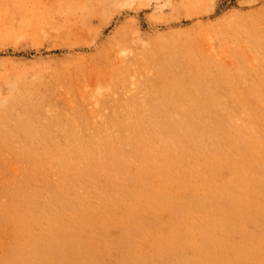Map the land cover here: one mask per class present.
Listing matches in <instances>:
<instances>
[{"label":"bare ground","instance_id":"obj_1","mask_svg":"<svg viewBox=\"0 0 264 264\" xmlns=\"http://www.w3.org/2000/svg\"><path fill=\"white\" fill-rule=\"evenodd\" d=\"M16 1L8 4L19 7L20 28L9 31L42 29L44 9ZM68 2L73 5L61 4L67 18L78 15L80 27L104 6H114L113 0ZM238 91L146 94L141 101L144 95L131 94L124 102L99 101L111 113L100 109L91 120L77 117L63 125L62 144L51 138L41 146L49 162L43 174H0V235L10 237L0 264H264V94L248 87ZM0 121V147L11 146L10 121L1 113ZM33 176L45 181L46 192ZM65 176L85 198L61 194ZM201 177L210 184H197ZM123 179L122 187L110 183ZM181 180L184 190L164 188L173 191ZM22 193V202L33 209L26 216ZM38 204L45 205L41 212ZM2 207L11 211L5 221ZM164 212L161 222L149 219Z\"/></svg>","mask_w":264,"mask_h":264},{"label":"rangeland","instance_id":"obj_2","mask_svg":"<svg viewBox=\"0 0 264 264\" xmlns=\"http://www.w3.org/2000/svg\"><path fill=\"white\" fill-rule=\"evenodd\" d=\"M42 1L25 0L24 5L29 4L31 10L44 9L45 13L43 28L33 25L25 33L9 31L19 27V7L8 4L12 0L0 1V30L8 31L7 36L0 34V113L10 121V134H14L7 139L11 146L0 147L2 176L43 174L49 162L41 146H49L52 139L62 144L64 133L59 129L74 124L77 117L91 120L100 109L112 112L110 106L101 108L99 101L124 102L131 94L144 95L139 101L146 94H242L238 90L246 87L252 93L264 94V0H125L134 2L133 6L113 0L110 3L114 6L106 5L99 15L82 22L85 27H80L78 15L67 18L68 11L62 5H73L70 0ZM57 7L64 8L63 14L60 9L55 12ZM53 9L52 17L48 12ZM67 32L70 36L66 37ZM33 178L46 192L45 181L40 176ZM195 181L201 186L210 184L203 177ZM110 183L122 187L126 179ZM71 184L65 176L61 194L85 198L83 193L72 191ZM0 185L1 197V177ZM184 187L183 180L173 191L164 184L171 192ZM23 194L19 202L26 216L33 209L29 202H22ZM25 197L32 199L33 195ZM44 207L38 204L40 212ZM1 213L3 221L11 215L7 207H2ZM166 216L164 212L149 219L161 222ZM144 229L151 235L152 229ZM9 241L6 232L0 235V256ZM106 260L113 259L107 256Z\"/></svg>","mask_w":264,"mask_h":264}]
</instances>
